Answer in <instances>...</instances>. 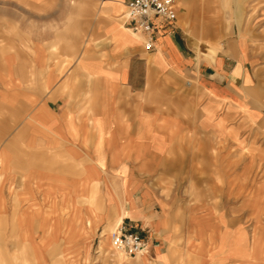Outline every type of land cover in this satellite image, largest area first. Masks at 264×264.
I'll use <instances>...</instances> for the list:
<instances>
[{
    "label": "crops",
    "instance_id": "crops-1",
    "mask_svg": "<svg viewBox=\"0 0 264 264\" xmlns=\"http://www.w3.org/2000/svg\"><path fill=\"white\" fill-rule=\"evenodd\" d=\"M126 1L0 0V264H95L98 231L122 212L148 237L125 264H246L242 235L178 181L231 116L264 115L244 93L251 78L264 97V62L241 33L200 39L194 0L154 21L145 50ZM203 219L219 234H196ZM250 248L264 264V235Z\"/></svg>",
    "mask_w": 264,
    "mask_h": 264
},
{
    "label": "rangeland",
    "instance_id": "rangeland-1",
    "mask_svg": "<svg viewBox=\"0 0 264 264\" xmlns=\"http://www.w3.org/2000/svg\"><path fill=\"white\" fill-rule=\"evenodd\" d=\"M191 5L194 12L189 25L200 39L205 37L209 40L211 37L215 42V39L236 37L241 33L257 62H264V0H194ZM235 10L242 11V18L232 17ZM259 80L263 81L260 89L264 96V74L259 76ZM247 81L244 93L263 107L261 101L264 97L250 90L254 85L256 91L257 81L254 84L251 78ZM234 117H230L233 124L229 125L226 133L211 132L206 136L204 146L194 148V152L200 155V161L194 164L193 177L180 179L178 187L180 190L193 189L194 197L206 199L216 213L224 214L227 235H242L244 263L250 264L251 239L264 235V115L258 121L249 115L238 114L236 123ZM124 213H120L107 228L98 231L92 248L95 264H107L110 260L115 264H125L131 258L113 250L108 237ZM184 215L183 210L175 212L176 219L181 220ZM216 217L220 219L212 212L211 219ZM201 225L195 230L196 234H219L217 225L212 224L209 232L206 220L203 219ZM228 252L233 255L234 248H229Z\"/></svg>",
    "mask_w": 264,
    "mask_h": 264
},
{
    "label": "built area",
    "instance_id": "built-area-1",
    "mask_svg": "<svg viewBox=\"0 0 264 264\" xmlns=\"http://www.w3.org/2000/svg\"><path fill=\"white\" fill-rule=\"evenodd\" d=\"M122 15L124 26L132 33L142 35L145 50H152L156 37L154 21L173 22L177 17L175 0H127ZM110 246L124 256L145 253L148 237L132 222L118 221L109 232Z\"/></svg>",
    "mask_w": 264,
    "mask_h": 264
},
{
    "label": "bare ground",
    "instance_id": "bare-ground-1",
    "mask_svg": "<svg viewBox=\"0 0 264 264\" xmlns=\"http://www.w3.org/2000/svg\"><path fill=\"white\" fill-rule=\"evenodd\" d=\"M119 219V218H118ZM117 252H119V251H117ZM120 254H122L121 252H119ZM142 254H145V253H142ZM142 254H138V255H142Z\"/></svg>",
    "mask_w": 264,
    "mask_h": 264
}]
</instances>
